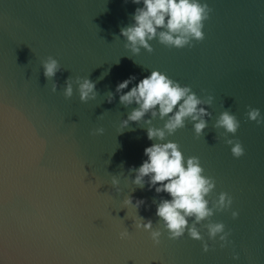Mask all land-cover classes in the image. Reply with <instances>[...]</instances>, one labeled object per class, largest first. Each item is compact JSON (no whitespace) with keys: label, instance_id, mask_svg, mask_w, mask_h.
Masks as SVG:
<instances>
[{"label":"water","instance_id":"water-1","mask_svg":"<svg viewBox=\"0 0 264 264\" xmlns=\"http://www.w3.org/2000/svg\"><path fill=\"white\" fill-rule=\"evenodd\" d=\"M200 2L212 9L203 40L177 49L153 39L151 53L141 48L134 55L119 33L142 3L0 0V264H264V122L246 116L257 108L264 118V0ZM48 56L61 68L54 93L41 65ZM153 70L198 98H213L202 105L211 117L199 138L185 120L164 141H150L144 120L164 124L150 114L121 128L137 105L119 103L117 84L134 76L126 92ZM69 76L95 82L96 98L80 102L73 84L66 99ZM225 110L240 122L235 135L212 127ZM96 128L103 134H92ZM225 138L239 140L244 154L233 157ZM168 141L185 159L198 157L203 175L215 181L209 207L221 192L232 198L228 209L196 225L207 252L187 232L168 238L155 214L167 193L132 184L129 169L147 159L144 149ZM129 196L144 204L125 205ZM139 216L160 228L159 244L134 227ZM217 222L230 233L224 247L204 227ZM124 230L129 237L120 239Z\"/></svg>","mask_w":264,"mask_h":264},{"label":"clouds","instance_id":"clouds-1","mask_svg":"<svg viewBox=\"0 0 264 264\" xmlns=\"http://www.w3.org/2000/svg\"><path fill=\"white\" fill-rule=\"evenodd\" d=\"M131 2L137 5L142 3L143 6L135 9L132 15L133 22L121 28L119 36L126 40L124 46L132 54H138L141 48L151 53L153 48L149 41L153 39L166 47L177 49L191 47L192 41L199 42L204 39L202 31L204 21L209 18V13L212 11L207 3H201L200 0H131ZM41 65L46 80L52 81L51 91L56 92L57 83L54 77L61 70L58 61L48 56ZM133 80L135 77L131 76L118 83L115 89V93L119 94L121 105L125 107L131 104L137 105L129 112L127 118L121 121V128H127L129 122H140L148 114L151 118L159 117L164 120L162 128L150 126L151 119L144 120V123L149 125L146 132L150 141H164L167 135H172L178 129L185 127V120L192 122L197 138L208 127L205 117H211V113L202 105L211 106L213 99L211 96L205 99L198 98L189 86H181L156 70L140 79L130 90L123 92ZM73 84L77 86L80 102L96 98L95 82L89 78L73 79L69 76L63 88V96L66 99L73 95ZM112 99L113 93L108 92L107 102L111 103ZM246 116L257 125L264 122L257 108H249ZM212 127L216 130L222 128L224 132L220 134L221 136L235 135L240 122L234 114L225 110L215 119ZM103 132V128H96L92 134L101 135ZM224 142L231 145L230 151L233 157L239 158L244 154V148L239 140L225 138ZM144 155L147 159L138 168L129 169L130 172H135L132 184L143 189L147 183L149 189L155 188L157 194L167 193L170 199L161 198L156 204L155 214L159 218L158 223L167 231L168 238L179 239L187 232L190 238L202 241V251L207 252L209 245L203 242L196 225L210 218L214 211L228 209L232 204V198L227 193L221 192L209 207V200L206 197L214 190L215 181L203 175L204 169L200 166L198 157L190 156L185 159L175 142H155L144 149ZM145 177L148 178L147 181ZM117 183L118 181L113 178L112 185L115 186ZM124 204H132L139 209L144 204V200L138 199L133 203L132 197L129 196L124 200ZM237 215L236 211L232 212L233 218ZM190 218H192L191 224H189ZM134 227L149 232L154 244L160 243L162 232L160 228L153 229L151 219L145 220L139 216ZM204 227L207 229L209 239L219 236L221 247L228 242L227 237L230 233L224 231L223 223H207ZM119 237L127 239L129 232L121 231ZM233 259H238V255H234Z\"/></svg>","mask_w":264,"mask_h":264}]
</instances>
